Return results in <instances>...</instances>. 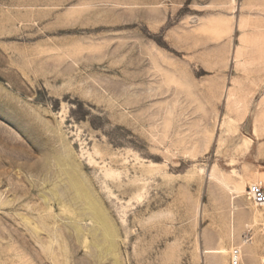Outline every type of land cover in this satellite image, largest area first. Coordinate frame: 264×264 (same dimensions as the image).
Returning <instances> with one entry per match:
<instances>
[{"label": "rangeland", "instance_id": "rangeland-1", "mask_svg": "<svg viewBox=\"0 0 264 264\" xmlns=\"http://www.w3.org/2000/svg\"><path fill=\"white\" fill-rule=\"evenodd\" d=\"M0 135V197L19 205H0V264H231L234 247L264 264L245 192L264 182V0H0ZM58 155L102 201L113 254L88 219L83 239L43 212L50 186L8 189ZM41 213L34 234L21 218Z\"/></svg>", "mask_w": 264, "mask_h": 264}, {"label": "bare ground", "instance_id": "bare-ground-1", "mask_svg": "<svg viewBox=\"0 0 264 264\" xmlns=\"http://www.w3.org/2000/svg\"><path fill=\"white\" fill-rule=\"evenodd\" d=\"M145 104H147V103H145ZM143 106H145V105H143ZM147 110H149V109H147ZM135 111H136V109H135ZM145 121H147V120L145 119ZM1 136L2 135H0V138H1ZM4 157L0 156V163L1 162L2 163L7 162L6 159H8V157L7 156H6L7 158L6 157L4 158ZM15 159L16 158H13V157L10 158L8 163H10V164L15 163ZM55 160L57 161V165L59 166V168H57V169H51L50 168V166H49L50 162L47 158L44 159V162L40 165L39 164H37V165L27 164L26 165L27 170L29 172L37 171L38 177H39V179H41V182L34 181V180L28 178V180H25V182H26L25 185H20L17 182H13V180H12L13 178H10V181L8 184L11 187H9L8 189H12L14 192L21 191L23 194L31 195L38 188L43 189L45 187L50 186L49 190H43V193L39 194V197H38L40 200L39 207L44 210L43 212L44 213L46 212V214H49L52 216L53 207L50 204L55 202L56 204L60 205L63 213L68 212L69 214L70 213L74 214L76 217H75V219L73 218V220L70 223V226L74 230L75 235L78 238H83V239L85 238L84 237V233H85L84 227L81 225V223L78 222V220H83L85 218L88 219V222L91 223V225H90V229L88 228L89 233H87V234H91V236H92L91 248L96 250L95 252L97 254V257L98 256L103 257L104 255H107V254H113V251H114L113 240L114 239H112V228H113L114 223H113L112 219L110 218V216L108 215L106 209L104 208L102 201L98 198V196L96 197V195H95L93 189L91 188V185L87 181V179L76 168H71V169L64 168L65 163H64V156L63 155L56 156ZM7 175H8V177H11L9 174H7ZM208 179L211 181L213 186H218V187L225 188V189L229 190L233 194L232 199L235 200L236 198L240 197V193L242 191H239L238 189H234L230 185H228L226 182L225 176L222 174V172H220L218 170L216 165L213 166L211 171L208 173ZM247 187L248 186L246 185L245 186V192H247ZM29 198H30V196H29ZM15 200H17L16 197H15V199L14 198H12V199L4 198L3 199L0 197V205L6 206V205L12 204L13 208H15V207L19 206L18 204L14 203ZM39 207H38V209H40ZM233 208H234V210L238 209V207L235 205V203L233 204ZM26 210H28V209H26ZM33 210H34V208H33ZM69 214H68V216H69ZM45 215H43L41 213V216L39 217L38 221L34 220L30 216H25V215H23L21 219L23 220L25 225L28 226V228L31 230V232H33L34 234L35 233L37 234L38 228L40 227V224L41 223L44 224L45 219L48 218ZM53 218H56V215H53ZM47 221H45L46 225L48 224ZM68 228H69V225H68ZM85 230H87V229H85ZM50 233H51V235H48V236L52 237V234H53V236L54 235L57 236L56 232L50 231ZM41 235L39 234L37 237L42 238ZM217 252L219 254H224L227 252V250L225 248H221ZM90 255H93V254H90Z\"/></svg>", "mask_w": 264, "mask_h": 264}, {"label": "built area", "instance_id": "built-area-1", "mask_svg": "<svg viewBox=\"0 0 264 264\" xmlns=\"http://www.w3.org/2000/svg\"><path fill=\"white\" fill-rule=\"evenodd\" d=\"M247 197L256 205H264V182L251 183L247 187ZM241 250L234 247L231 251V264H240Z\"/></svg>", "mask_w": 264, "mask_h": 264}]
</instances>
